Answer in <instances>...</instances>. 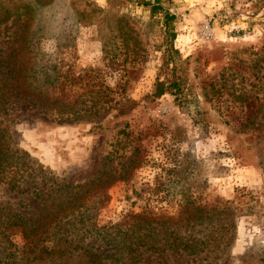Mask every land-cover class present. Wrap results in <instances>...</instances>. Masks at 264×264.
<instances>
[{"label":"rangeland","instance_id":"374dc122","mask_svg":"<svg viewBox=\"0 0 264 264\" xmlns=\"http://www.w3.org/2000/svg\"><path fill=\"white\" fill-rule=\"evenodd\" d=\"M160 3L175 16L173 38L135 0H0V59L13 68L9 83L30 90L9 98L0 127L57 178L80 185L87 205L78 227L102 234L77 233L75 244L110 255L32 259L41 242L30 245L14 226L0 244L3 263L264 264V0ZM170 80L177 95L153 94ZM184 199L216 217L207 218L216 242H229L225 224L234 223L217 258L160 243L130 259L106 245L128 216L174 215ZM6 204L40 210L0 185Z\"/></svg>","mask_w":264,"mask_h":264},{"label":"trees","instance_id":"16d2710c","mask_svg":"<svg viewBox=\"0 0 264 264\" xmlns=\"http://www.w3.org/2000/svg\"><path fill=\"white\" fill-rule=\"evenodd\" d=\"M135 3L146 7L151 15L160 14L164 33L166 36L174 37L172 23L175 16L162 6L160 0H135ZM7 60L0 59V63H3L0 67H4V70H0V112L6 110L8 103L12 102L11 99L27 95L30 91L26 88L27 85H23V82L17 79L14 83H9L13 68L7 67ZM19 75L22 77L21 80L26 77L21 73ZM179 90L178 82L170 80L166 84L157 83L153 94L158 96L163 92H169L177 95ZM42 98L40 99L37 94L33 102L41 104ZM0 185L4 186L8 192L29 196L40 205V210L35 215H30L28 211H22L20 208L11 209L7 204L1 205L0 244L9 242L10 232L5 233V230L15 226L21 238L28 241L30 245L41 242L32 259L61 257L73 251H81L97 262L110 256L105 253L102 255L94 253L90 249L91 246L75 244L77 239L74 235L77 233L81 235L80 238L85 237L88 231L102 234L97 232L94 225L92 228H89L87 224V227H84V224L78 227L82 218L81 211L85 210L87 205V202L79 200L81 194L76 193L80 185H71L64 182L62 178H57L28 152L15 146L12 142V134L5 126L0 127ZM86 190L89 188L84 191ZM225 203L228 206H224V213L232 214L234 206H231V201H225ZM18 204L21 203L18 202ZM202 210L192 201L184 199L179 212L174 215L158 214L155 217L142 214L130 215L127 219L130 221L125 223V228L114 227L109 230L112 237L109 241H105L106 245L111 246L110 250L128 253L132 256L130 259L138 258L143 252L157 251L160 243L162 244L160 249H174L175 253L181 251L196 255L206 251L207 254L211 253L213 258H217L230 244L235 225L232 221L225 224L231 231L229 242H223V244L216 242L211 237L213 233L219 234V228L216 229L211 222L207 221V218L216 219V217L207 212L203 214ZM105 231H107L106 228ZM6 263L10 264L6 261L3 263L0 259V264Z\"/></svg>","mask_w":264,"mask_h":264}]
</instances>
